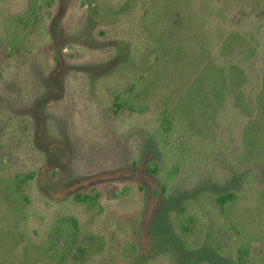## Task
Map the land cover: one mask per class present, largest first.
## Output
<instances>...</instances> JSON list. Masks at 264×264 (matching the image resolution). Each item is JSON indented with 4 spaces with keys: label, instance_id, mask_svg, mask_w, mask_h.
Instances as JSON below:
<instances>
[{
    "label": "rangeland",
    "instance_id": "obj_1",
    "mask_svg": "<svg viewBox=\"0 0 264 264\" xmlns=\"http://www.w3.org/2000/svg\"><path fill=\"white\" fill-rule=\"evenodd\" d=\"M31 1L0 0V238L18 220L7 179L34 173L21 234L0 242V264H39L38 241L68 216L81 226L82 264H235L232 219L264 237V208L247 197L225 215L216 196L236 190L245 171L264 187V0H160L159 48L141 22L152 0ZM161 52L134 99L148 90L181 102L187 131L166 122L172 134L157 150L158 110L115 101ZM177 161L171 192L181 204L159 227L160 179L145 167ZM90 183L122 193L89 208L72 194ZM245 262L264 264V240Z\"/></svg>",
    "mask_w": 264,
    "mask_h": 264
},
{
    "label": "trees",
    "instance_id": "obj_2",
    "mask_svg": "<svg viewBox=\"0 0 264 264\" xmlns=\"http://www.w3.org/2000/svg\"><path fill=\"white\" fill-rule=\"evenodd\" d=\"M192 0H178L179 3L188 4ZM46 0H34L31 1V4L34 8L41 7L45 4ZM161 1L152 0L150 7H148L142 16V24L144 27L145 33L153 39L157 48H159L160 34L157 28V23L154 24L153 15L158 11L160 12ZM156 12V13H155ZM3 25H6L5 20H1ZM5 26V47L10 48L14 43L15 37H10L9 35V26ZM258 24H255V28L260 30ZM2 39V38H1ZM53 54L50 50L46 52L47 61H51ZM161 55L158 54L154 57L151 62V65L146 68L145 73L137 82L134 87H132L124 96V98H117L115 101V107L122 106L127 104L132 109L138 110H148L155 108L157 112L161 115L160 126L163 128V133L157 134L156 131H153L155 137V145L160 150L159 144H161L163 139H167V135H171L172 131L169 128V125L166 122H169L172 126L178 124L181 130L185 133L187 130L183 127V124L186 122V110L184 109L181 102L173 106L172 102L167 99V97L158 96L154 100L152 95H149V91L145 90V94L141 100L135 101L134 95L137 93L139 87H144L148 85L152 80V70L158 67V70L161 69ZM50 63V62H49ZM154 76V75H153ZM148 91V92H147ZM187 123V122H186ZM163 136L162 139L159 138ZM185 159V156H184ZM240 163H243L244 160L239 159ZM161 164H147L146 171L152 176L160 179L158 189L153 190V197L157 199L161 207L157 210V216L155 217L156 223L159 224V227H163L166 224L168 215L171 213V210L175 208L176 204H181V201L175 199V196L171 192V186L177 179V175L181 172V166L183 163L180 161L172 162L169 167H160ZM262 173L264 174V167L262 168ZM34 173H29L27 175L13 174L7 179L9 190L11 194L16 199V206L14 208L17 210L16 215L17 219L13 230L8 232L5 235H2L0 242L8 243L12 245V242L18 240L21 234V227L18 226L19 222L23 224V219L26 218V194L24 189V184L28 179H32ZM105 193L108 197H117L122 191H120L116 186H107L90 183L84 188H78L73 192V198L78 202L85 203L89 208H97L100 205V196ZM251 198L256 200L260 207L264 208V187H254V176L251 172L245 171L239 177V185L236 190L231 189L227 192L220 193L216 196L217 203L220 206V209L223 214L229 215L237 209V204L240 203L242 198ZM240 212V211H239ZM23 218V219H22ZM235 220L232 219L231 224L237 232V255L235 259V264H246L245 258L250 255L251 247L254 241L264 240V237L261 232L251 231L239 223H234ZM49 230L48 236L44 239L38 241L37 245L40 247L41 257L39 259V264H82L85 260L83 255L86 253L85 249L80 244L81 238V226L79 220L74 216H68L56 219L53 222ZM165 229V228H164ZM172 230L173 228L168 225V228L165 230ZM30 242L26 244L24 249H27ZM26 255V251L22 252V258Z\"/></svg>",
    "mask_w": 264,
    "mask_h": 264
}]
</instances>
